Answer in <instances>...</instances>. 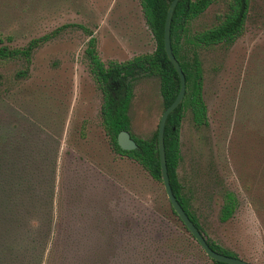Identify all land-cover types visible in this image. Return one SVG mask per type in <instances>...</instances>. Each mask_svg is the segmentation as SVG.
Wrapping results in <instances>:
<instances>
[{"label": "rangeland", "instance_id": "374dc122", "mask_svg": "<svg viewBox=\"0 0 264 264\" xmlns=\"http://www.w3.org/2000/svg\"><path fill=\"white\" fill-rule=\"evenodd\" d=\"M228 3L215 0L190 35L218 25ZM89 34L104 65L155 50L139 0H0V49L41 40L29 59H0V264H213L162 182L113 151ZM198 58L207 123L189 110L181 121L182 196L206 238L264 264V0H248L234 41ZM163 111L159 79L138 77L130 134L152 138ZM227 193L237 205L222 222Z\"/></svg>", "mask_w": 264, "mask_h": 264}, {"label": "trees", "instance_id": "16d2710c", "mask_svg": "<svg viewBox=\"0 0 264 264\" xmlns=\"http://www.w3.org/2000/svg\"><path fill=\"white\" fill-rule=\"evenodd\" d=\"M139 1L146 24L155 41V51L152 54L138 56L124 63L110 62L105 66L97 56L95 39L89 34L90 39L86 54L90 61L91 72L103 94L102 125L109 137L113 151L134 159L154 180L161 181L157 131L152 138L147 140L132 137L137 145L136 149L132 151H123L117 144L118 134L122 131H129L127 108L132 97L133 82L138 77L155 76L159 79L164 109L173 102L180 87L179 77L167 59L163 42L166 13L172 0ZM214 1L179 0L174 9L170 30L171 48L185 75L186 92L182 103L167 117L164 130L166 167L173 194L191 222L203 235L202 228L190 212L187 202L182 196V187L178 180L179 130L187 110L190 111L195 126L200 127L207 123V109L202 96V68L198 58V50L203 47L234 41L242 31L248 5V0H229L228 11L218 25L207 31L190 35L189 23L202 14ZM40 41V39L33 40L22 49L1 48L0 59H29ZM236 205L235 196L232 193H227L220 210L222 222H226L232 217ZM206 241L212 250L229 257H238L210 238H206ZM212 263L224 264L213 261Z\"/></svg>", "mask_w": 264, "mask_h": 264}, {"label": "water", "instance_id": "95a60500", "mask_svg": "<svg viewBox=\"0 0 264 264\" xmlns=\"http://www.w3.org/2000/svg\"><path fill=\"white\" fill-rule=\"evenodd\" d=\"M179 0H172L166 13L165 23H164V51L166 53L167 59L174 67L180 81L179 91L173 102L163 111L157 129V147L159 155V164L161 171V182L163 184L168 202L172 208L173 213L179 218L186 230L191 234L194 240L198 243L205 255L213 262L224 263V264H253L246 262L238 257H229L224 254L218 253L210 248L205 237L201 234L195 225L191 222L179 202L177 201L175 195L173 194L169 177L167 174L165 149H164V129L167 117L182 103L184 95L186 92V79L185 75L181 70V67L173 55L171 48L170 30L171 21L174 9ZM117 144L123 151H131L136 148L135 142L130 138V134L126 131H122L117 136Z\"/></svg>", "mask_w": 264, "mask_h": 264}, {"label": "flooded vegetation", "instance_id": "af4514ba", "mask_svg": "<svg viewBox=\"0 0 264 264\" xmlns=\"http://www.w3.org/2000/svg\"><path fill=\"white\" fill-rule=\"evenodd\" d=\"M140 2V1H139ZM141 5V4H140ZM142 9V8H141ZM142 13H143V11H142ZM144 16V15H143ZM145 19V18H144ZM146 22V21H145ZM147 25V24H146ZM148 27V26H147ZM149 29V28H148ZM150 30V29H149ZM151 32V31H150ZM152 34V33H151ZM92 35V34H91ZM153 36V35H152ZM93 37V36H92ZM89 39H90V37H89ZM95 39V38H94ZM89 41V40H88ZM88 45V44H87ZM87 49V48H86ZM95 49H96V39H95ZM155 51V50H154ZM96 53H97V51H96ZM152 54V53H151ZM146 55H149V54H146ZM97 56H98V54H97ZM141 56H143V55H141ZM98 58H99V56H98ZM135 58V57H134ZM132 60V59H131ZM101 61V60H100ZM128 61H130V60H128ZM89 63H90V61H89ZM110 63V62H109ZM117 63V62H116ZM124 63V62H123ZM105 66H107V65H105ZM92 73V72H91ZM93 75V74H92ZM93 78H94V76H93ZM95 79V78H94ZM138 79V78H137ZM136 79V80H137ZM135 80V81H136ZM134 81V82H135ZM134 82H133V84H134ZM102 92V91H101ZM102 96H103V94H102ZM132 96H133V85H132ZM131 99H132V97H131ZM131 99H130V101H131ZM130 101H129V104H130ZM129 104H128V108H127V116H128V109H129ZM102 108V107H101ZM166 109V108H165ZM164 109V110H165ZM102 118V117H101ZM128 119H129V116H128ZM103 126V125H102ZM157 129H158V127H157ZM165 130V129H164ZM126 132H128L129 134H130V126H129V131H126ZM179 135H180V130H179ZM108 136V135H107ZM132 137H134V136H132L131 134H130V138L133 140V138ZM134 141V140H133ZM135 142V141H134ZM136 144V143H135ZM136 147H137V145H136ZM136 149V148H135ZM134 149V150H135ZM122 150V149H121ZM132 151V150H131ZM119 154V153H118ZM119 155H123V154H119ZM123 156H126V155H123ZM126 157H128V156H126ZM128 158H130V157H128ZM130 159H132V158H130ZM132 160H134V159H132ZM135 161V160H134ZM136 162V161H135ZM138 163V162H137ZM139 164V163H138ZM140 165V164H139ZM141 166V165H140ZM142 167V166H141ZM143 168V167H142ZM144 169V168H143ZM153 179V178H152ZM156 181V180H155ZM171 207V206H170ZM172 209V208H171ZM173 212V211H172ZM175 214V213H174ZM178 218V217H177ZM179 219V218H178ZM181 222V221H180ZM182 223V222H181ZM183 225V224H182ZM184 226V225H183ZM186 229V228H185ZM199 231V230H198ZM200 232V231H199ZM189 233V232H188ZM201 233V232H200ZM202 234V233H201ZM191 235V234H190ZM204 236V235H203ZM205 237V236H204ZM193 238V237H192ZM194 239V238H193ZM205 239H206V237H205ZM197 243V242H196ZM198 244V243H197ZM200 247V246H199Z\"/></svg>", "mask_w": 264, "mask_h": 264}]
</instances>
